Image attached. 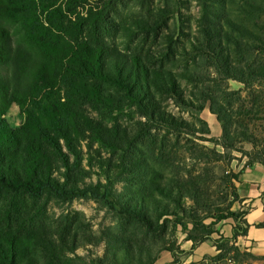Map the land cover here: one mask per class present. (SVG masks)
<instances>
[{
    "label": "trees",
    "instance_id": "16d2710c",
    "mask_svg": "<svg viewBox=\"0 0 264 264\" xmlns=\"http://www.w3.org/2000/svg\"><path fill=\"white\" fill-rule=\"evenodd\" d=\"M59 1L0 0V264H155L162 252L176 258L169 231L188 232L193 247L210 238V225L204 224L209 217L199 216L200 209L215 214L214 222L233 218L244 225L241 232L233 229L234 239L246 236L245 213L204 203L195 186L171 181L138 158L141 137L118 122V116L134 111L144 119L138 132L155 127L195 133L159 100L185 102L176 76L155 68L153 56L113 44L120 33L134 39L148 32V23L120 22L114 29L109 16L116 9L107 0H99L103 7L96 11L86 10L85 17L76 11L84 10L86 0H66L64 7ZM233 1H200L201 50L220 81L251 90L264 82V23L251 29L238 17L261 16L264 0L236 3L235 13ZM201 98L210 101L222 124L224 150L258 144L255 134L233 121L231 106L204 93ZM13 105L22 116L17 128L6 118ZM256 154L248 155L246 166L264 165V153ZM93 177L96 183L86 182ZM238 179L239 174L224 181L234 201ZM89 197L114 215L113 229L80 235L68 216L51 222V202ZM80 249L87 254L79 255Z\"/></svg>",
    "mask_w": 264,
    "mask_h": 264
},
{
    "label": "rangeland",
    "instance_id": "374dc122",
    "mask_svg": "<svg viewBox=\"0 0 264 264\" xmlns=\"http://www.w3.org/2000/svg\"><path fill=\"white\" fill-rule=\"evenodd\" d=\"M200 1H105L116 9V13L109 16L112 28H118L120 22L130 24L137 20L146 22L151 27L148 28V32H143L134 39L125 38L120 33L118 38H113V44L122 50L130 49L143 55L153 56L152 62L155 68L176 76L185 96V102L165 96H160L159 100L167 113L188 122L195 133L172 134L155 127L151 128L148 134L138 132V122H144V119L134 111L118 116V122L129 132L141 137L138 142V158L147 161L171 181H187L188 184L195 186L204 203L210 200L219 205L217 209L231 207L230 211L233 213L244 214L245 211L238 210L237 200H232V189L224 181L230 175H237L240 167H246L249 154L253 156L257 155L256 153H264V82L255 83L250 90L233 80L220 81L207 60L208 56L201 50ZM244 1L233 2L242 4ZM65 3L66 0L59 1L62 7ZM237 4L232 7L233 13H235L234 9H237ZM101 7L103 3L101 5L99 0H86L84 10L78 8L76 14L85 17L89 8L96 11ZM238 19L254 29L257 21L261 20V23H264V12L259 17L245 14ZM70 20L75 21L74 17ZM261 29L264 35V27ZM247 60L252 59L247 56ZM216 80L219 82L216 83ZM202 93L208 97H218L222 105L231 106L234 113L233 121L239 127L255 134L259 138L258 144L254 147L250 143L242 142L236 144V151L224 150L219 145L222 124L211 112L210 101L202 102ZM257 106L261 107L258 116ZM6 118L13 128H17L22 122V116L16 105L11 107ZM86 182L96 183L95 177L87 179ZM231 201H233L232 205H230ZM187 205L191 206L192 202L188 200ZM204 211L196 210L199 216L209 217L204 220V224L210 225L208 229L211 232L210 238L193 247L192 242L187 241L188 232L181 228L172 234L169 231L167 238L175 244L176 258H173L170 252H162L155 264H261L254 254L242 248L240 237L237 239L233 237V229L236 228L237 232H241L244 228L243 224L234 222L233 218L214 222L211 217H215V214ZM47 213L54 224L61 217L68 216L71 220L70 227L80 235L86 232L98 235L100 230L113 229L116 225L114 215L91 197L73 199L66 203L53 201L49 204ZM191 228L192 226L188 224V229ZM197 236L201 237L203 234ZM102 250L103 247H100L96 252L100 255ZM77 253L87 254L85 249H80Z\"/></svg>",
    "mask_w": 264,
    "mask_h": 264
},
{
    "label": "crops",
    "instance_id": "0c3cea01",
    "mask_svg": "<svg viewBox=\"0 0 264 264\" xmlns=\"http://www.w3.org/2000/svg\"><path fill=\"white\" fill-rule=\"evenodd\" d=\"M239 179L234 182L238 197V210L245 211L246 236H241V246L254 254L264 264V165L240 167Z\"/></svg>",
    "mask_w": 264,
    "mask_h": 264
}]
</instances>
